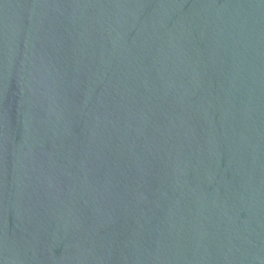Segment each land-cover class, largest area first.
<instances>
[{"label":"water","instance_id":"1","mask_svg":"<svg viewBox=\"0 0 264 264\" xmlns=\"http://www.w3.org/2000/svg\"><path fill=\"white\" fill-rule=\"evenodd\" d=\"M0 264H264V0H0Z\"/></svg>","mask_w":264,"mask_h":264}]
</instances>
